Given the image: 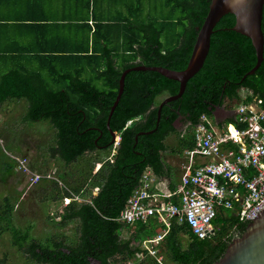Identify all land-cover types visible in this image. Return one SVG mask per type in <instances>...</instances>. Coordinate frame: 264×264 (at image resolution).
<instances>
[{
  "label": "trees",
  "instance_id": "16d2710c",
  "mask_svg": "<svg viewBox=\"0 0 264 264\" xmlns=\"http://www.w3.org/2000/svg\"><path fill=\"white\" fill-rule=\"evenodd\" d=\"M209 2L120 0L125 11L118 17L107 14L99 18L96 0H85L81 6L84 14L38 22L40 27L31 34L25 30L15 32L8 41L10 50L0 53V106L6 101L26 100L24 119L50 122L54 144L49 154L57 155L64 164L91 151L104 149L110 153L113 144L106 120L120 74L138 64L183 69ZM23 17L20 12L8 13L0 17V26L13 27ZM234 23L230 13L216 23L203 66L187 81L181 97L161 107L157 125V97L175 94L178 83L149 70L126 73L122 94L109 119V128L119 135L114 154L102 161L93 174L95 166L89 164L80 181L55 193L56 198L74 194L82 199L71 200L58 214L60 226L77 220L74 242L55 234L40 240L31 235L30 226L14 225V205L8 197L0 204V234L7 231L12 246L37 264L217 261L248 223L239 222L228 209L216 208L214 234L209 238L199 239L186 223H172L168 232L152 243L161 263L139 243L161 233L162 226L153 218L131 225L116 218L146 167L170 179L169 187L175 188V167L166 164L162 156L165 152L181 156L184 150L194 147V126L203 113L211 115L215 107L232 111L252 95L260 97L264 105V53L256 71L242 78L256 58L250 39L231 30ZM261 30L264 40V5ZM242 89L246 90L244 95ZM138 116L143 119L135 121ZM177 119L187 124L184 133L175 128ZM225 121L231 122L232 116ZM152 129L149 134L138 135L135 141L140 130ZM170 135L175 137L171 146L165 143ZM12 169V165H5V174ZM93 187H98L96 195L91 193ZM123 230L128 237H121ZM0 264H8L6 256L0 258Z\"/></svg>",
  "mask_w": 264,
  "mask_h": 264
},
{
  "label": "built area",
  "instance_id": "2783aa9c",
  "mask_svg": "<svg viewBox=\"0 0 264 264\" xmlns=\"http://www.w3.org/2000/svg\"><path fill=\"white\" fill-rule=\"evenodd\" d=\"M223 114L219 120L214 112L199 117L193 131L194 147L183 151L181 173L174 189L168 180L160 186V178L146 168L120 211L117 219L121 223L147 222L153 217L163 224L160 234L141 243L159 263L152 243L163 237L172 223H186L195 236L205 239L214 234L212 220L217 207L234 212L239 222H247L264 205L263 100L253 95ZM227 114L232 115L231 122L225 121ZM116 136L103 161L114 154L119 140ZM12 158L14 169L26 175L31 184L42 178L53 179L50 173L32 170L25 155ZM71 200L75 199L64 197V206Z\"/></svg>",
  "mask_w": 264,
  "mask_h": 264
},
{
  "label": "rangeland",
  "instance_id": "374dc122",
  "mask_svg": "<svg viewBox=\"0 0 264 264\" xmlns=\"http://www.w3.org/2000/svg\"><path fill=\"white\" fill-rule=\"evenodd\" d=\"M164 96L157 97V100ZM26 107L27 102L24 99L6 101L0 106V134L2 135V130L6 133L2 135L3 140L0 142V165L5 163L13 165L14 160L12 161L8 154H11V157L25 155L32 170L41 174L50 173L53 179L42 178L38 183L31 184L27 181V176L21 172L14 170L15 173L12 176L1 175L0 171V204L4 197H8L14 205L13 224L19 227L30 226L33 237L44 240L48 235L55 234L62 236L66 242H74L78 235V222L73 220L66 222L63 226L59 225L58 214L62 211L64 204L61 197H55V193L80 181L89 164L95 166L92 174L95 173L97 165L109 155V151L103 149L87 152L84 157L78 158L75 162L64 164L57 155L49 154L48 149L54 144V128L48 120H25ZM217 118L220 117L217 116ZM184 126L183 122L175 123L178 131ZM114 139H117L116 133ZM174 142V135L168 136L165 140L169 146ZM162 158L166 164L175 167L176 177L179 176L182 156L165 152ZM91 190L94 191L93 188ZM72 195L75 201H82L80 196ZM128 236L129 233L123 230L121 237ZM183 243H185L184 240ZM3 256H6L8 264H37L28 260L21 250L12 246L10 234L7 231L0 234V258ZM165 264L174 263L166 261Z\"/></svg>",
  "mask_w": 264,
  "mask_h": 264
},
{
  "label": "water",
  "instance_id": "95a60500",
  "mask_svg": "<svg viewBox=\"0 0 264 264\" xmlns=\"http://www.w3.org/2000/svg\"><path fill=\"white\" fill-rule=\"evenodd\" d=\"M264 0H210L208 9L203 21L197 27V33L192 45L190 56L186 66L181 70L170 69L159 65H143L138 64L126 68L120 74L118 79V91L116 97L110 106V110L106 120V127L110 133V143L114 142L115 132L109 128V119L114 108L116 107L123 91L124 78L129 71H154L163 77L176 81L178 90L173 95L165 96L159 103L156 111V125L159 122L161 107L168 102L174 101L183 94L187 81L191 79L203 66L210 47V38L214 32V26L225 14H233L235 23L231 30L250 39L254 49L256 62L244 73L243 77L253 74L260 66L263 60L264 40L261 30L262 12ZM215 107L213 112H216ZM178 120V119H177ZM176 120V121H177ZM175 121V122H176ZM153 130L140 131L141 134H149ZM213 264H264V205L257 213L248 221L241 235L235 236L226 246L223 255Z\"/></svg>",
  "mask_w": 264,
  "mask_h": 264
},
{
  "label": "crops",
  "instance_id": "0c3cea01",
  "mask_svg": "<svg viewBox=\"0 0 264 264\" xmlns=\"http://www.w3.org/2000/svg\"><path fill=\"white\" fill-rule=\"evenodd\" d=\"M91 1L93 2V0H89L90 3ZM83 3H85V0H0V17L1 18H4L5 16H7L8 13L16 14L18 12L22 13V15L24 16L22 20L14 24L13 27H10L9 24H7V26H0V53H3V51L8 52L10 50V49L8 50V48L11 46V44H9L8 41L15 32L17 33V32H21L25 30V31H28L29 34H31V33H34L40 27L41 24H39L38 22H47V21L52 22L53 20H58V19L65 20V19L70 18L71 16H78V15L84 14L83 10L85 9L81 7ZM120 4H121L120 0L119 1L118 0H96V6H97L96 13L97 15H99L98 16L99 18H103L104 16L102 17V15H107V14H109L110 17H118L121 11H125V8L122 7ZM88 10H89V17H90L91 8ZM89 23L90 24L92 23V19L89 20ZM23 48H25V46L20 48V50H22ZM241 92L244 95L246 93V90L242 89ZM224 111H227V110H225L223 107L222 108L218 107L216 108V112L214 111V116L216 118L217 116H219L220 118H217L219 120L224 116L223 114ZM227 115L228 117L232 116L231 114H227ZM180 131H182V129ZM1 132H2V135L6 134L4 130H2ZM1 140H3V136H2V139L0 138V142ZM8 156L13 161L11 154H8ZM181 156L183 157V153ZM1 165H0V171L2 172L1 175H9V174L12 176L14 175L15 173L14 169H12L8 174H5L4 172V166L12 165V164L5 163V165H2L3 167ZM12 166H14V161H13ZM146 168H149V167H146ZM180 173H181V169H180ZM153 174L156 175L154 172ZM156 176L160 178V186L162 187L165 186V181L167 180H168L167 183L170 186V179L161 177L159 175H156ZM178 179H179V176L176 177L175 175L173 179L175 180V185ZM94 188L98 189V187H93V189ZM97 191H93L92 193V190H91L92 195H96ZM153 219L155 220L157 224L161 225L162 228L164 227L163 224L159 223L156 218H153ZM117 221L119 220L117 219ZM131 224H128V225H131ZM142 241L139 243L141 247H142L141 245Z\"/></svg>",
  "mask_w": 264,
  "mask_h": 264
},
{
  "label": "flooded vegetation",
  "instance_id": "af4514ba",
  "mask_svg": "<svg viewBox=\"0 0 264 264\" xmlns=\"http://www.w3.org/2000/svg\"><path fill=\"white\" fill-rule=\"evenodd\" d=\"M164 97H165V96H164ZM164 97H163V98H164ZM163 98L159 99L158 102H160ZM154 106H155V105H153L152 108H153ZM142 119H143V116H138V117L136 118L135 121H141ZM177 121H178V122H181V120H179V119H178ZM177 121H176V122H177ZM152 130H154V129H152ZM140 131H141V130H140ZM140 131H139V132H140Z\"/></svg>",
  "mask_w": 264,
  "mask_h": 264
},
{
  "label": "clouds",
  "instance_id": "9594fccd",
  "mask_svg": "<svg viewBox=\"0 0 264 264\" xmlns=\"http://www.w3.org/2000/svg\"><path fill=\"white\" fill-rule=\"evenodd\" d=\"M14 156H16V155H14ZM13 169H14V166H13ZM15 170V169H14ZM16 171V170H15Z\"/></svg>",
  "mask_w": 264,
  "mask_h": 264
},
{
  "label": "bare ground",
  "instance_id": "6f19581e",
  "mask_svg": "<svg viewBox=\"0 0 264 264\" xmlns=\"http://www.w3.org/2000/svg\"><path fill=\"white\" fill-rule=\"evenodd\" d=\"M231 130V129H230Z\"/></svg>",
  "mask_w": 264,
  "mask_h": 264
}]
</instances>
